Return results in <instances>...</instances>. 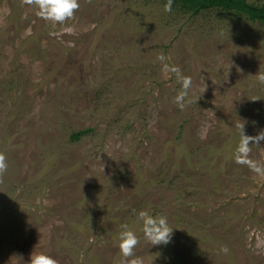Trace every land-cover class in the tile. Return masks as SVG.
I'll list each match as a JSON object with an SVG mask.
<instances>
[{
  "label": "rangeland",
  "instance_id": "1",
  "mask_svg": "<svg viewBox=\"0 0 264 264\" xmlns=\"http://www.w3.org/2000/svg\"><path fill=\"white\" fill-rule=\"evenodd\" d=\"M79 3L54 24L0 0V264H120L122 224L144 264H264V175L234 160L238 119L264 129V25L166 0ZM164 64L192 78L184 110ZM249 159L264 166V142ZM142 210L167 217L169 245L144 240Z\"/></svg>",
  "mask_w": 264,
  "mask_h": 264
},
{
  "label": "clouds",
  "instance_id": "2",
  "mask_svg": "<svg viewBox=\"0 0 264 264\" xmlns=\"http://www.w3.org/2000/svg\"><path fill=\"white\" fill-rule=\"evenodd\" d=\"M85 2L90 4L92 0H85ZM21 3L34 8L37 17L54 24H63L67 20L72 19L80 8L79 0H21ZM172 5L173 0H166L164 11L172 12ZM158 59L164 61V54H161ZM164 71L175 74L176 80L180 84V90L174 102L180 110H184L186 103L192 102L188 99L192 88V78L184 76L179 67L176 66L164 64ZM254 77L261 86H264V73L258 72ZM238 121L237 132L239 143L235 149L234 160L237 164L247 166L257 174L264 175V166L258 165L249 159L251 147L253 145L259 147L264 142V129H261L255 136H249L245 133L246 121L241 119H238ZM7 168L6 156L0 153V183L3 182ZM136 219L140 224V232L144 240L151 247L167 246L171 243L174 229L169 226L166 216L153 215L148 210H142L138 212ZM139 244L140 238L137 234L129 228L128 224H122L121 231L118 234L120 264H144L143 258L135 256L134 250ZM221 251L227 253L228 249L223 247ZM20 259L17 257L18 261ZM27 264H58V261L50 255L32 252Z\"/></svg>",
  "mask_w": 264,
  "mask_h": 264
},
{
  "label": "trees",
  "instance_id": "3",
  "mask_svg": "<svg viewBox=\"0 0 264 264\" xmlns=\"http://www.w3.org/2000/svg\"><path fill=\"white\" fill-rule=\"evenodd\" d=\"M173 9H179L190 15L198 14L205 10L217 9L224 12H233L244 17L252 23L264 25V4L256 5L247 0H173ZM82 133H76V139Z\"/></svg>",
  "mask_w": 264,
  "mask_h": 264
}]
</instances>
